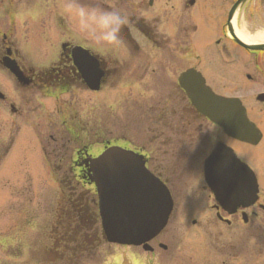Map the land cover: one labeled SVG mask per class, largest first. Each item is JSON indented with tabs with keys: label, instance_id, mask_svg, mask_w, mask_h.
<instances>
[{
	"label": "flooded vegetation",
	"instance_id": "1",
	"mask_svg": "<svg viewBox=\"0 0 264 264\" xmlns=\"http://www.w3.org/2000/svg\"><path fill=\"white\" fill-rule=\"evenodd\" d=\"M238 1L98 0L126 17L121 31L123 45L101 48L75 31L64 8L66 0H0V92L4 95L0 96V108L7 112L9 107L11 115L23 120L36 117L37 109L41 119V99L69 95L68 110L77 111L81 118L69 123L67 130L86 143L79 145L74 157L72 148L66 147L59 165L42 154L48 164L47 177L56 178V173H61L59 178L65 179L59 182L63 210H54L39 252L28 250L24 237L18 241L23 257L6 255L4 259L21 260L18 264H85L97 257V250L107 243L98 230L97 197L89 183L90 162L106 146L121 145H107L110 141L102 140L99 118H103V111L97 116L101 124L82 111L102 109L108 93L117 109L120 99L151 97L154 79L162 77L166 92L161 91L163 105L157 109L162 115L157 121L161 122L151 134L161 138L160 155L156 156L162 165L157 158L154 162L143 156L147 171L170 194L172 211L166 227L180 231L164 243L150 242L149 252L135 248L146 255L161 251L160 258L147 259L150 264H264V41L237 36L239 32L252 38L256 31L264 32V0H244L236 5ZM6 63L17 67L23 83L16 81ZM187 70L197 73L200 83L212 93L238 101L252 125V141L239 139V133L226 132L199 114L178 80ZM99 73V89L89 90L85 77ZM7 87L17 104L10 101ZM79 94L85 99L103 97L92 104L86 101L83 108L72 100ZM135 103L127 101L124 109L133 112L130 108ZM119 110L118 116L124 114ZM90 116L93 118L88 122ZM125 117L130 118L129 114ZM92 122L102 125L100 130L96 126L93 135L88 134ZM29 132L34 135L31 128ZM89 137L96 139V144L102 143L95 154L91 153ZM32 142H37L34 168L39 169V141ZM60 149L63 151V146ZM4 152L7 150L0 146V163ZM66 153L69 164L61 167ZM210 158L208 183L205 162ZM216 175L222 178L218 180ZM79 180L90 188L75 192ZM165 232L166 228L161 238ZM30 253L35 257L33 263Z\"/></svg>",
	"mask_w": 264,
	"mask_h": 264
},
{
	"label": "rangeland",
	"instance_id": "2",
	"mask_svg": "<svg viewBox=\"0 0 264 264\" xmlns=\"http://www.w3.org/2000/svg\"><path fill=\"white\" fill-rule=\"evenodd\" d=\"M160 84H163L164 87ZM152 87L151 97L137 96L134 99H120L118 109L113 104L115 100L113 99V95L108 93L104 97H108L109 99H104L102 109L98 110L95 108L93 113H90L89 109L88 112H84V110L82 112L94 116L97 124L103 123V131L101 133H103L104 138L102 140L110 141H106L108 142L107 145H121L143 155H148L149 159L152 158L154 162L160 161L158 165H162V160L156 156L160 155L159 143L161 142V138L156 137L155 132L153 136L151 135L157 128V123L161 122L157 121V118L162 116L157 109L162 107L163 93L165 94L166 92L162 77L154 79ZM9 88H6L7 95H9L11 102L16 103L17 98L16 96H12L13 94H11ZM161 91L163 93L160 96ZM58 97L57 100L41 99L40 102L44 105L41 119L37 118V109L33 114L36 117L23 120V118L11 115L9 107L6 108L8 109L6 110L7 112L0 108V146L4 150H7L6 153L4 152L0 163V264H18L21 261L17 259H4L3 255H11L17 258L23 257L20 250L21 242L18 241L23 240L24 237L26 239V248L30 251L39 252V246L46 240L45 235L48 232L52 216H55L54 210L59 208L63 210V204L60 206V198L63 194L60 191L62 187L59 182L65 179L59 178L61 173H56V178L47 177L48 164L43 162L42 154H45L46 159H50L52 163L59 165L58 160L65 152L66 147L72 148L71 156L74 157V151L79 148V145L82 143L86 144L80 141V135H77V139H75V136L70 135L67 130L66 126L69 123L78 122L81 118L77 114V111L68 110L69 103L67 102H70L69 95ZM92 98V96H88L85 99L84 97H80L79 94L78 97L72 100L74 104L83 107L86 105L84 104L86 101L92 104L94 100L98 101L100 99ZM131 100H136V103L134 107L130 108L133 112L128 113V108L124 109V104L127 101L131 102ZM118 110L124 114L118 116ZM102 111L103 121L99 118L101 123H98L97 116ZM127 114H129L130 118L125 117ZM151 116L153 117L152 119H150ZM73 118L75 119L73 120ZM91 118L93 117L90 116V121L88 122H91ZM33 119L34 121L32 122ZM92 125L91 131L89 130L88 134L93 135L97 130L96 126L100 130L102 125L95 126L94 122H92ZM27 126L32 129L34 135L29 132L30 128ZM150 127L153 128L149 131ZM35 139L40 143H38V147L41 151L40 160L42 164L39 160V169L38 167L34 168L37 165L35 160L38 158L37 154L34 160L33 150L37 149L35 146L37 142L32 141ZM95 140L89 137L88 141L93 146L91 150L93 154L98 152L97 146L102 144H96ZM67 141H70V143H67ZM106 142L103 146L106 145ZM61 146L64 148L63 151L60 149ZM103 146H100V148ZM155 158H157V161ZM67 164H69L68 153L62 158L60 166L63 167ZM89 188V186L82 182L75 192L82 191V189L85 191ZM179 231L180 228L167 226L162 238L161 235H157L151 240V244L153 245L158 240L164 243L166 238L173 237V234L175 236L179 235ZM97 251L99 252L97 257L92 258V261L85 264H150L148 260H152L154 256L161 255V251L157 254L146 255L143 254L141 249L120 247L113 244H105ZM33 256L34 254L30 253V262L32 263L35 259ZM157 257L160 258V256ZM102 260H104V263L100 262ZM152 264H161V262L154 261Z\"/></svg>",
	"mask_w": 264,
	"mask_h": 264
},
{
	"label": "water",
	"instance_id": "3",
	"mask_svg": "<svg viewBox=\"0 0 264 264\" xmlns=\"http://www.w3.org/2000/svg\"><path fill=\"white\" fill-rule=\"evenodd\" d=\"M11 71L23 83L22 75L17 70ZM99 75L86 80L91 89L98 88ZM190 79H193L190 73L182 77L185 82ZM200 86L204 88L203 84ZM196 92L198 94L199 89ZM191 95L192 105L202 115L217 122L226 121L225 106H228V101L211 93L198 97ZM206 96H209L208 99ZM232 116L244 120L243 111ZM92 172L91 181L98 195V213L105 240L122 246L143 245L144 250H149L146 243L161 232L170 213L166 190L145 170L141 159L118 148L107 150L97 159Z\"/></svg>",
	"mask_w": 264,
	"mask_h": 264
},
{
	"label": "clouds",
	"instance_id": "4",
	"mask_svg": "<svg viewBox=\"0 0 264 264\" xmlns=\"http://www.w3.org/2000/svg\"><path fill=\"white\" fill-rule=\"evenodd\" d=\"M64 8L85 41L101 48L123 45L121 31L126 17L119 11L103 7L98 0H66Z\"/></svg>",
	"mask_w": 264,
	"mask_h": 264
},
{
	"label": "bare ground",
	"instance_id": "5",
	"mask_svg": "<svg viewBox=\"0 0 264 264\" xmlns=\"http://www.w3.org/2000/svg\"><path fill=\"white\" fill-rule=\"evenodd\" d=\"M237 36L240 37V38H242V39H244V40H246V41H264V32H262V31H256L254 33V35L252 36V38H249L250 36H248L245 33H242L241 34L239 32H238ZM216 176H217V179L218 180H220V178H222V177H220V175H216ZM155 181L158 182L157 180H155ZM171 211H172V209H171ZM171 211H170L169 215L171 214ZM168 218H169V216H168ZM23 234H25V233H23ZM20 235H22V234H20ZM5 256L6 255H3V257H5Z\"/></svg>",
	"mask_w": 264,
	"mask_h": 264
}]
</instances>
